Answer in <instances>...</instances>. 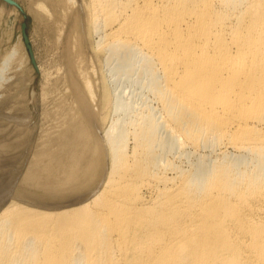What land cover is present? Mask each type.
Instances as JSON below:
<instances>
[{
    "label": "bare ground",
    "instance_id": "6f19581e",
    "mask_svg": "<svg viewBox=\"0 0 264 264\" xmlns=\"http://www.w3.org/2000/svg\"><path fill=\"white\" fill-rule=\"evenodd\" d=\"M32 4L54 124L0 206V264H264V0Z\"/></svg>",
    "mask_w": 264,
    "mask_h": 264
},
{
    "label": "rangeland",
    "instance_id": "374dc122",
    "mask_svg": "<svg viewBox=\"0 0 264 264\" xmlns=\"http://www.w3.org/2000/svg\"><path fill=\"white\" fill-rule=\"evenodd\" d=\"M12 1H14L13 5L4 0H0V62L4 54L15 47L19 49V55L27 56L28 62L26 61L24 65L22 64L23 69L21 67V69L25 71L24 76L26 78L23 79L24 83L20 81L17 83L18 87L17 84H14L13 86L16 87L15 89H13V86L10 87L11 89L6 86H4V88L6 87L5 90H3L4 88L0 89V91L3 90L0 93V97L2 96L0 98V142L3 143L5 141L6 143H4L7 144L8 147L12 148V146H14L15 148L14 150L7 151L9 152L8 154L4 153L5 155H10L8 160L9 163L0 166V186L4 187L7 186L5 184L11 183L8 190L0 194V206H3L2 204L4 201L7 202L13 194L21 195V192L25 191L24 193L22 192V195L25 196L26 189L23 187L22 179L33 159L32 154L40 147L42 139L44 138V131L46 134V130H49V128L53 126L52 123L54 124L52 120L44 121V119H49L43 117L45 114L42 112L44 110L40 102L42 74L41 71H39V66L41 65L39 63L44 62L41 61L43 60L42 58H44V44L43 39L39 37L37 23L34 20L32 10H30L35 9L32 3L37 0ZM52 72L54 71L52 70ZM26 111L28 112L25 113ZM9 115L11 118H9ZM15 115L18 119L15 118ZM25 115H30V118L28 117V120L26 119L24 123H22V119ZM108 123L109 121H107V124ZM17 128H20V130L18 129L19 132L21 131L20 133L18 132V135L16 134L17 131H15ZM23 132H25V134H23ZM14 134L16 136H14ZM40 135H42V137ZM22 138L24 140H22ZM42 203H44V201H42Z\"/></svg>",
    "mask_w": 264,
    "mask_h": 264
},
{
    "label": "water",
    "instance_id": "95a60500",
    "mask_svg": "<svg viewBox=\"0 0 264 264\" xmlns=\"http://www.w3.org/2000/svg\"><path fill=\"white\" fill-rule=\"evenodd\" d=\"M4 1H6L7 3H9V4H14V2L12 1V0H4Z\"/></svg>",
    "mask_w": 264,
    "mask_h": 264
}]
</instances>
